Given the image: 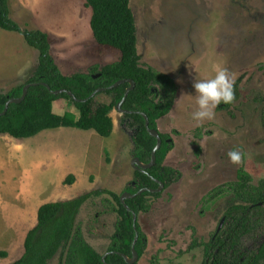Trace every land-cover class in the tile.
Wrapping results in <instances>:
<instances>
[{
    "label": "rangeland",
    "instance_id": "1",
    "mask_svg": "<svg viewBox=\"0 0 264 264\" xmlns=\"http://www.w3.org/2000/svg\"><path fill=\"white\" fill-rule=\"evenodd\" d=\"M10 6L12 18L23 28L39 26L51 32L52 55L66 76L88 74L121 57L96 42L90 25L93 12L85 0H10ZM30 7L35 17L40 13L37 21ZM132 8L142 67L169 75L178 87L172 113L159 121V131L174 143L165 163L174 171V181L160 198L150 197V210L139 216L146 253L137 264H204L207 257L201 244L211 242L232 197L218 199L207 210L204 199L236 181L242 167L256 186L264 180V0H132ZM221 67L235 74L236 99L220 105L215 119L198 124L192 119L197 110L195 79L214 76ZM12 82L0 78V93L10 91ZM97 100L110 103L103 93ZM69 104L78 119L79 112ZM122 116L117 110L112 113L115 131L110 138L65 128L24 140L7 135L17 150L4 159L5 183L13 184L24 173L34 177L36 184L27 194L43 205L100 190L123 196L134 183L136 170L134 145L121 127ZM233 149L242 150L239 165L228 158ZM70 175L75 183L65 185ZM1 201L0 194V264H15L25 253L23 240L38 221L16 223L4 215L6 202ZM114 206L112 197L105 195L88 202L77 219L87 243L101 256H106L116 233ZM263 239L264 222L243 239L244 260L256 255ZM50 264H62L61 255Z\"/></svg>",
    "mask_w": 264,
    "mask_h": 264
},
{
    "label": "trees",
    "instance_id": "2",
    "mask_svg": "<svg viewBox=\"0 0 264 264\" xmlns=\"http://www.w3.org/2000/svg\"><path fill=\"white\" fill-rule=\"evenodd\" d=\"M86 6L93 12L91 30L99 46L112 48L120 52L119 61L102 68L95 66L88 74L76 73L66 76L61 71L52 55L50 36L39 30L23 28L12 18L10 0H0V28L8 32L24 36L27 44L39 52L38 67L27 82L8 93H0V135H8L17 140L34 138L49 130L73 128L83 131H95L103 138H110L115 131L112 113L125 99L129 83L110 89L120 81L131 80L135 89L130 92L122 109L132 112L124 114L121 127L130 135L134 145L133 157L148 165L152 161V153L157 140L146 129L145 114L150 121V128L158 131L163 140L162 148L157 152L156 165L149 170L136 171L134 183L125 193L138 194L144 189L157 190L162 182L168 189L174 181V171L165 166L169 154L174 150L170 136L159 131V121L169 116L176 104L178 87L167 74L154 68L141 65L139 53L138 26L132 8V0H85ZM264 70V68H263ZM99 76L98 78H95ZM28 96L21 104H12L8 112L2 116L6 105L13 99H20L27 85ZM44 85L51 88L49 91ZM100 89L110 103L98 102ZM66 90L72 92L79 100L73 101L68 94L54 95L52 92ZM66 100L73 104L79 112L77 119L73 113L60 116L54 112V103ZM75 176L70 175L65 185H74ZM108 195L115 202L113 212L118 216L116 233L107 258L96 252L84 238L77 226V219L84 206L95 199ZM232 197L224 217L226 225L215 241L201 244L206 249L204 264H261L264 260V244L258 255L242 261L239 252L242 239L252 234L264 222V180L258 186L250 173L242 167L238 170L237 179L214 189L204 199V209L218 199ZM121 197L111 191H95L85 194L73 201L52 202L44 204L38 212V224L26 236L23 257L15 264H50L61 255L62 264H129L123 257L133 258V245L138 235L136 251L142 259L146 253L145 238L142 229L134 223L133 213L139 219L141 214L150 210L149 198L156 199L161 194L144 193L121 202ZM257 218L252 220L253 215ZM136 227V228H135ZM194 242L193 247L196 246ZM217 250L219 252L217 253ZM212 253V254H211ZM6 256V255H4Z\"/></svg>",
    "mask_w": 264,
    "mask_h": 264
},
{
    "label": "crops",
    "instance_id": "3",
    "mask_svg": "<svg viewBox=\"0 0 264 264\" xmlns=\"http://www.w3.org/2000/svg\"><path fill=\"white\" fill-rule=\"evenodd\" d=\"M33 5L35 4L33 3ZM37 7L38 6H36V10L38 11ZM30 10H32L31 7ZM31 12H33L35 17L36 13L33 10ZM39 17L40 13L38 12L35 20ZM36 29L43 31L52 37L51 32L45 28H40L38 26ZM21 38H23L24 41L20 45L19 40L22 41ZM24 42L27 43L23 35L8 32L0 28V78L5 81H13V88H11V90L25 84L38 67L39 53L36 50L33 51L32 48L29 49ZM6 44L9 45L6 46ZM69 108L70 104L65 100H60L54 103V112L60 116H64L66 113H69L71 111L68 110ZM72 129L73 128H65V130ZM62 130L64 129L62 128ZM0 142L4 145L1 146L0 144L1 169L5 165V157H10L13 153L15 155L17 146L11 139H9V137H7V135H0ZM25 174L26 173L22 175L20 180H15L13 184H10V182L6 184L4 178L5 175L1 169L0 194L2 197L1 202H6V204H3L2 206V209H4V215L6 216V214H8L10 217L14 218L16 223L27 226L29 224H34L36 218L38 221V212L43 204H38L37 197L35 195L27 194L29 187L36 184V179L34 177L27 178ZM25 239L23 240V243H25Z\"/></svg>",
    "mask_w": 264,
    "mask_h": 264
},
{
    "label": "clouds",
    "instance_id": "4",
    "mask_svg": "<svg viewBox=\"0 0 264 264\" xmlns=\"http://www.w3.org/2000/svg\"><path fill=\"white\" fill-rule=\"evenodd\" d=\"M235 74L227 68H218L214 76L195 79L193 88L195 90L194 99L197 110L193 112L192 119L198 124L204 121L213 120L216 117V109L220 105H231L236 99L234 84ZM228 158L234 165L243 162L241 149H233L228 153Z\"/></svg>",
    "mask_w": 264,
    "mask_h": 264
},
{
    "label": "water",
    "instance_id": "5",
    "mask_svg": "<svg viewBox=\"0 0 264 264\" xmlns=\"http://www.w3.org/2000/svg\"><path fill=\"white\" fill-rule=\"evenodd\" d=\"M98 77H99V76H97V77H95V78H98ZM126 83H129V84L131 85V87L127 90V93H126V97H125V99H124V100L122 101V103H120L119 106L117 107V111H118L120 114H122V115H124V114H131V113H132V112H129V111H125V110H123L122 107H123V104L125 103V101H126L128 95L130 94L131 91H133V90L135 89V86H136V85H135V83H134L133 81H131V80H124V81H120V82L116 83L115 85H113L112 87H110V89H115V88H118L119 86H121V85H123V84H126ZM33 86H36V84L27 85V86L24 88V90H23V96H22L20 99H13V100L9 101L8 104L6 105L5 111H4V113L2 114V116H4V115L8 112V109H9V106H10V105H12V104H21L22 102H24V101L26 100L27 96H28V92H29L30 88L33 87ZM44 86H45L46 88H48L49 91H51V88H50L48 85H44ZM104 92H106V89H100V90H98L96 93H94V94L92 95L91 99H92V98H96L97 95L102 94V93H104ZM52 93H53L54 95L68 94V96L71 97V98L73 99V101H75V102H79V103H85V102L88 101V100H79V99H77V98L74 96V94H73L72 92H69V91H66V90L55 91V92H52ZM143 117H144L145 120H146V129L148 130L149 134H150L153 138H155V139L157 140V146H156L155 150H154L153 153H152V161H151L150 164L145 165V164L141 163L139 159H137V158L134 159L132 165H133V167H134V169H135L136 171H143V170H149V169H152V168L156 165V162H157V152L162 148V145H163V140H162V138H161L160 133H159L158 131L152 130V129L150 128V121H149L148 117H147L145 114H143ZM159 185H160V187H159V189H157V190H148V189H144V190L140 191V192H139L138 194H136V195H132V194H130V193H126V194H124V195L121 197V202L126 206V208H127L129 211H131V210L128 208V206L126 205V201H127L128 199H132V198H135V197H137V196H141L142 194L147 193V192H150V193H152V194H160V193L164 190L165 186H164V184H163L162 182H159ZM133 218H134V223L137 224V222H138V216H137L136 213H133ZM135 228H136V227H135ZM138 241H139V236L137 235L136 238H135L134 245H133V258L130 259V258L126 257V256H123V257L127 260V262H128L129 264H137L138 261H139V259H140V258H139V254H138V252H137L136 249H135L136 244L138 243ZM106 258H107V255L103 257V259H102L103 262H105Z\"/></svg>",
    "mask_w": 264,
    "mask_h": 264
},
{
    "label": "flooded vegetation",
    "instance_id": "6",
    "mask_svg": "<svg viewBox=\"0 0 264 264\" xmlns=\"http://www.w3.org/2000/svg\"><path fill=\"white\" fill-rule=\"evenodd\" d=\"M262 207H264V205H261ZM251 215H253V217H252V220L254 221V222H256V220H257V218L255 217V213H253L252 212V214ZM227 220H226V218L224 217V219L222 220V222H221V224H220V226H219V228H218V230H217V232L215 233V235L213 236V238H212V240L211 241H215L216 240V238H217V236L223 231V229H224V227H225V225H226V222ZM255 232V231H254ZM253 232V233H254ZM260 233H262V232H260ZM251 235V234H250ZM247 236H249V235H247ZM247 236H245V237H247ZM244 237V238H245ZM243 238V239H244ZM243 239H242V241H243ZM264 244V239H263V242H262V244H261V246ZM261 246L259 247V249L261 248ZM205 249V248H204ZM259 249H258V251H259ZM205 251H206V249H205ZM257 251V253H256V255H258V252ZM219 252V250H217V253ZM212 254V253H211ZM240 255H242V261H244V259L246 258L244 255V252H242V249H241V251L239 252V256ZM256 255H253V257H255ZM261 264H264V260H262L261 262H260Z\"/></svg>",
    "mask_w": 264,
    "mask_h": 264
}]
</instances>
